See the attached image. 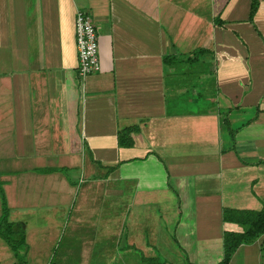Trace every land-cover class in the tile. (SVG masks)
<instances>
[{
	"label": "crops",
	"instance_id": "1",
	"mask_svg": "<svg viewBox=\"0 0 264 264\" xmlns=\"http://www.w3.org/2000/svg\"><path fill=\"white\" fill-rule=\"evenodd\" d=\"M257 1L0 0V220L22 264H222L226 233L229 264H264L241 221L264 210ZM78 11L99 39L85 79ZM0 264H18L1 237Z\"/></svg>",
	"mask_w": 264,
	"mask_h": 264
},
{
	"label": "trees",
	"instance_id": "2",
	"mask_svg": "<svg viewBox=\"0 0 264 264\" xmlns=\"http://www.w3.org/2000/svg\"><path fill=\"white\" fill-rule=\"evenodd\" d=\"M258 9V1L252 0L251 17L256 13ZM241 221L248 225V231L246 237L250 240L264 234V210L260 213L249 212ZM0 237L12 248L17 258L24 255L26 259L27 245L25 240V233L21 230H15L14 226L8 221V211L4 209V215L0 220ZM237 241H239L233 234L226 233L225 235V256L222 264H229L231 255L237 247ZM24 254L21 255L20 252ZM25 261V260H23ZM18 264H21L18 263Z\"/></svg>",
	"mask_w": 264,
	"mask_h": 264
},
{
	"label": "built area",
	"instance_id": "3",
	"mask_svg": "<svg viewBox=\"0 0 264 264\" xmlns=\"http://www.w3.org/2000/svg\"><path fill=\"white\" fill-rule=\"evenodd\" d=\"M76 45L78 49V75L80 79L100 70L99 39L96 29L84 11H78L75 22Z\"/></svg>",
	"mask_w": 264,
	"mask_h": 264
},
{
	"label": "rangeland",
	"instance_id": "4",
	"mask_svg": "<svg viewBox=\"0 0 264 264\" xmlns=\"http://www.w3.org/2000/svg\"><path fill=\"white\" fill-rule=\"evenodd\" d=\"M195 49V48H194ZM202 53L201 52H199V55H201ZM60 243H56V246H58ZM24 252H20V254H23ZM18 259V263H20L21 262V264L22 263H24V261L23 260H26L25 259V256L23 255L22 257H21V259L20 258H17ZM53 259V258H52Z\"/></svg>",
	"mask_w": 264,
	"mask_h": 264
}]
</instances>
